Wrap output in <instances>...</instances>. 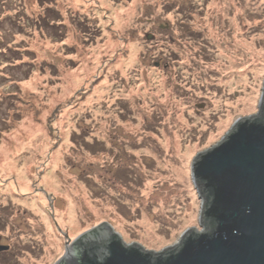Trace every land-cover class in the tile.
I'll list each match as a JSON object with an SVG mask.
<instances>
[{
	"label": "rangeland",
	"instance_id": "obj_1",
	"mask_svg": "<svg viewBox=\"0 0 264 264\" xmlns=\"http://www.w3.org/2000/svg\"><path fill=\"white\" fill-rule=\"evenodd\" d=\"M263 87L264 0H0V264L201 230L194 155Z\"/></svg>",
	"mask_w": 264,
	"mask_h": 264
},
{
	"label": "water",
	"instance_id": "obj_2",
	"mask_svg": "<svg viewBox=\"0 0 264 264\" xmlns=\"http://www.w3.org/2000/svg\"><path fill=\"white\" fill-rule=\"evenodd\" d=\"M192 175L201 230L187 228L157 250L103 223L68 240L55 264H264V87L258 112L195 153Z\"/></svg>",
	"mask_w": 264,
	"mask_h": 264
},
{
	"label": "trees",
	"instance_id": "obj_3",
	"mask_svg": "<svg viewBox=\"0 0 264 264\" xmlns=\"http://www.w3.org/2000/svg\"><path fill=\"white\" fill-rule=\"evenodd\" d=\"M46 13H48L49 15H44L42 18H41V23H46V21H49V20H53V22L51 23V24H49L48 22V24H49V26L48 27H50V28H61V26H59V25H56L54 22L55 21H57V20H59V19H62L61 18V16L54 10V9H47L46 10ZM46 26H47V24H45ZM60 34V36H64V34L60 31L59 33H58V35ZM11 55H13V54H11ZM14 60H16V61H18L17 59H14ZM16 66H19V65H16ZM9 251V250H8ZM7 252V251H6ZM6 252H3V253H0V254H2V255H4V254H6Z\"/></svg>",
	"mask_w": 264,
	"mask_h": 264
}]
</instances>
